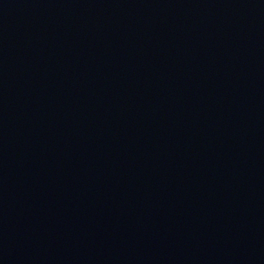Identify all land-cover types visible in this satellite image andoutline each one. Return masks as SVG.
Returning <instances> with one entry per match:
<instances>
[{
  "label": "water",
  "instance_id": "water-1",
  "mask_svg": "<svg viewBox=\"0 0 264 264\" xmlns=\"http://www.w3.org/2000/svg\"><path fill=\"white\" fill-rule=\"evenodd\" d=\"M0 264H264V0H0Z\"/></svg>",
  "mask_w": 264,
  "mask_h": 264
}]
</instances>
